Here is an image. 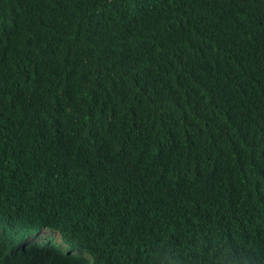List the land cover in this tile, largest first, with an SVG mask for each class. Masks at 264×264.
Segmentation results:
<instances>
[{
  "label": "trees",
  "instance_id": "obj_1",
  "mask_svg": "<svg viewBox=\"0 0 264 264\" xmlns=\"http://www.w3.org/2000/svg\"><path fill=\"white\" fill-rule=\"evenodd\" d=\"M0 264H264V0H0Z\"/></svg>",
  "mask_w": 264,
  "mask_h": 264
}]
</instances>
